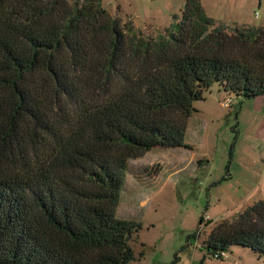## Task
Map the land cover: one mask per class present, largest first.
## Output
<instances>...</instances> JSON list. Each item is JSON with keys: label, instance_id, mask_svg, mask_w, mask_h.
<instances>
[{"label": "trees", "instance_id": "1", "mask_svg": "<svg viewBox=\"0 0 264 264\" xmlns=\"http://www.w3.org/2000/svg\"><path fill=\"white\" fill-rule=\"evenodd\" d=\"M99 1L0 0V264H128L140 224L116 210L129 161L189 149L193 103L215 83L264 96V29L186 0L169 40L146 39ZM234 246L264 259V200L202 249Z\"/></svg>", "mask_w": 264, "mask_h": 264}, {"label": "rangeland", "instance_id": "2", "mask_svg": "<svg viewBox=\"0 0 264 264\" xmlns=\"http://www.w3.org/2000/svg\"><path fill=\"white\" fill-rule=\"evenodd\" d=\"M185 2L99 1L111 16L132 22L144 38L155 40H169L177 32ZM200 2L217 19L264 25V0L261 7L257 0ZM218 87L213 84L193 103L185 135L189 149L156 147L129 161L116 210L118 219L140 224L129 243L134 259L128 264H264L242 247H231L223 261L202 249L216 223L264 200V96L241 98L218 93ZM228 97L233 103L223 107Z\"/></svg>", "mask_w": 264, "mask_h": 264}, {"label": "crops", "instance_id": "3", "mask_svg": "<svg viewBox=\"0 0 264 264\" xmlns=\"http://www.w3.org/2000/svg\"><path fill=\"white\" fill-rule=\"evenodd\" d=\"M262 3H263V0H257V5H258V7H261V5H262ZM204 10V9H203ZM205 12V11H204ZM205 14H206V12H205ZM206 16H208L209 18H211V19H214L216 22H218V23H222V24H225V25H228V26H245L246 24H241L240 22H235L234 20L232 21L231 20V22L230 21H223V20H221V19H217V18H215V17H212V15L211 14H206ZM133 26H134V28H135V25L133 24ZM260 28H264V25H262V26H259ZM217 92L218 93H221V88L220 87H218V89H217Z\"/></svg>", "mask_w": 264, "mask_h": 264}, {"label": "built area", "instance_id": "4", "mask_svg": "<svg viewBox=\"0 0 264 264\" xmlns=\"http://www.w3.org/2000/svg\"><path fill=\"white\" fill-rule=\"evenodd\" d=\"M232 103H233V100H232L231 97H228V98H226V99H224V100L221 101V105L223 107H230L232 105ZM208 219L209 218L207 216V217H205L204 221H207ZM197 238H198V236H197ZM227 256H228L227 252L223 251V252H217V253H215L213 255V258L214 259H217V260H222L223 261V260H226L227 259Z\"/></svg>", "mask_w": 264, "mask_h": 264}]
</instances>
